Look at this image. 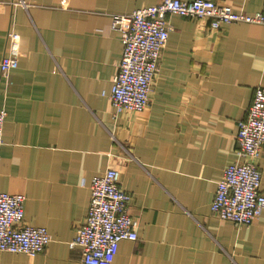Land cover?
I'll return each mask as SVG.
<instances>
[{
  "label": "crops",
  "instance_id": "crops-1",
  "mask_svg": "<svg viewBox=\"0 0 264 264\" xmlns=\"http://www.w3.org/2000/svg\"><path fill=\"white\" fill-rule=\"evenodd\" d=\"M28 1L25 10L0 0V60L7 30L21 37L16 68L6 79L0 72V191L23 194L24 221L50 240L35 255L0 251V264H86L69 242L88 212L91 178L107 167L119 170L137 220V238L121 240L111 264H264V211L248 225L210 211L235 160L238 121L264 87V25L214 30L167 14L148 107L115 114L106 94L123 45L111 14L158 0ZM214 1L264 11V0ZM248 160L264 192V152Z\"/></svg>",
  "mask_w": 264,
  "mask_h": 264
},
{
  "label": "built area",
  "instance_id": "built-area-1",
  "mask_svg": "<svg viewBox=\"0 0 264 264\" xmlns=\"http://www.w3.org/2000/svg\"><path fill=\"white\" fill-rule=\"evenodd\" d=\"M27 10L28 0H11ZM167 14L207 19L211 29L222 23H260L264 11L237 12L214 0H158L131 12L112 13L111 27L119 32L122 54L118 70L107 95L115 114L140 112L151 101L153 81L171 26ZM20 34L11 26L6 33L5 52L0 60L1 78L16 68ZM105 94V93H103ZM6 111L0 109V147ZM235 160L226 166L216 181L210 211L220 219L248 225L264 211V192L260 191L261 172L248 158L264 152V87L257 85L246 115L238 121L235 135ZM87 214L76 227L70 247L79 246L86 264H111L123 239L137 238V220L127 212L131 195L120 183L119 170L107 167L90 181ZM25 196L0 191V251L35 255L43 252L50 237L42 226L23 219Z\"/></svg>",
  "mask_w": 264,
  "mask_h": 264
}]
</instances>
